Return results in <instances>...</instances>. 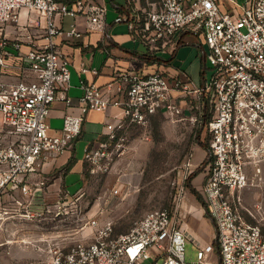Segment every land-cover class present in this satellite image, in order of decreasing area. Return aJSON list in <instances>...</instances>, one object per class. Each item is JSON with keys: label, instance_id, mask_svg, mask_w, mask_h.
Listing matches in <instances>:
<instances>
[{"label": "built area", "instance_id": "obj_1", "mask_svg": "<svg viewBox=\"0 0 264 264\" xmlns=\"http://www.w3.org/2000/svg\"><path fill=\"white\" fill-rule=\"evenodd\" d=\"M148 5L131 11L124 21L151 56L167 49L172 53L181 34L199 39L206 47L210 78L193 92L212 99L205 126L209 158L199 192L217 236L213 244L197 246L196 261L186 262V234L174 213L153 210L119 235L111 222L99 227L93 221V242L50 251L47 264H264V233L241 211L249 174L264 171V0H158ZM23 11L27 27L41 29L43 44L29 41L23 57L27 65L18 67L22 80L7 82L5 61L21 50L22 41L0 36V191L8 184L17 188L27 175L40 171L42 160L71 150L90 111L103 112L107 106L122 109L120 118L105 122L98 149L84 154L91 174L96 167L108 170L107 163L103 167L98 163L111 159L112 149L120 148L128 128L143 127L156 114L171 122L181 115L182 107L174 98L191 91L187 79H170L159 71L125 72L115 80L112 97L107 90L81 81V116L65 115L62 128L50 133V108L59 100L69 103L70 87L68 60L55 52V39L62 34L80 36L74 23L64 33L56 20L82 17L88 30H101L106 8L93 0H0V30L19 26ZM80 71L97 74L94 69ZM21 190L27 193L25 187ZM214 246L219 263L211 260Z\"/></svg>", "mask_w": 264, "mask_h": 264}, {"label": "crops", "instance_id": "obj_2", "mask_svg": "<svg viewBox=\"0 0 264 264\" xmlns=\"http://www.w3.org/2000/svg\"><path fill=\"white\" fill-rule=\"evenodd\" d=\"M59 1L70 2L72 0ZM93 2L106 8L101 30H88L86 20L82 17L73 19L64 16L56 20L64 33L70 31L71 25L74 23L80 36L67 37L62 34L55 39V52L62 54L68 60L70 87L66 93L69 103H66L65 100H59L50 108L48 116L50 133H57L62 128L65 115L81 116V104L79 102L82 97L81 81L93 83L103 89L105 93L107 90L106 94L110 97L116 94L115 80L121 73L125 72L145 75L159 71L170 79H187L195 87L203 86L204 71L207 65L205 62V67L203 66L206 47L202 41L191 35L181 34L180 43L175 50L172 53H170V49L156 53L153 57L157 60L150 65H145L140 59L143 54L147 53V49L130 33L124 19L131 14V11L150 8L148 4L157 3L158 0H134V2L131 0H93ZM20 17L19 26L9 25L0 30V36H5L12 41H22L21 50L19 52L11 51L13 56L8 57L5 61L7 68L4 70V80L7 82L22 80L18 67L27 65L23 57L30 48V43L32 42L36 46L43 44L41 29L36 28L35 25L27 27L26 12H21ZM41 23L43 24V21ZM82 68L94 69L97 74L81 73ZM193 93L191 90L179 94L174 98V101L179 103L181 107L185 106L186 99ZM121 116L122 109L120 107L107 106L103 112L90 111L82 123L80 135L73 141L71 150L60 157L42 160L40 171L27 175L17 188L8 184L0 191V249L13 244L10 243V239L40 237L38 233H34L35 236H33L31 232L23 230L26 228L23 225L28 224L25 218L40 215L39 212L47 207V201H52L55 208L73 203L82 190L87 174L84 154L98 149L105 122ZM202 153V157L205 158L206 151L203 150ZM190 165L194 166L193 168L199 166L197 163L193 165L190 163ZM204 175V171H202L192 178L190 185L196 191L200 190ZM22 187L26 188V194H23ZM192 197L194 200L190 198L185 208L189 209V213H197L199 203L193 195ZM20 207H23L25 212H21ZM201 210V218L207 221L203 208ZM198 223L197 220L192 219L190 225ZM203 224H205L204 233L207 234L209 229L206 227V223ZM182 229L186 236L191 233L190 228L189 231H185L183 227ZM14 246L9 247L14 248ZM50 247L46 246L44 249L32 253L33 260L37 261L34 262L39 264L46 262L47 264L51 251ZM56 249L64 248L56 246ZM10 253L11 259L15 260L10 263L9 259L3 258L1 253V263L19 264L16 260L20 258L21 253L16 250Z\"/></svg>", "mask_w": 264, "mask_h": 264}, {"label": "rangeland", "instance_id": "obj_3", "mask_svg": "<svg viewBox=\"0 0 264 264\" xmlns=\"http://www.w3.org/2000/svg\"><path fill=\"white\" fill-rule=\"evenodd\" d=\"M210 74V67L206 65L205 81L209 80ZM190 86L191 90L199 88L191 83ZM203 105V98L193 93L182 106L181 115L173 122L155 115L143 127L128 128L120 148L112 149L111 159L98 163L100 167L107 163L108 170L101 172L93 167L96 172L91 174L92 167L85 163V181L73 203L55 208L49 200L40 215L25 218L28 224L23 225L26 227L23 230L33 236L38 233L40 237L10 239L13 244L9 246H15L2 247L3 258L11 263L15 259H11L10 252L16 250L21 253L16 260L19 264L35 263L37 261L33 260L32 253L46 246H51V251L56 246L67 250L76 242H93L96 231L93 221L99 227L111 222L114 234L119 235L126 233L146 213L168 209L174 213L181 228L185 231L190 228L191 233L185 241V261H196L197 246L213 244L215 237L214 226L208 219L201 218V203L197 201V213H189V209L185 208L190 198L194 200L187 180L206 161L198 145V138L202 142L208 140L206 128L202 125ZM190 163L199 166L193 168ZM248 182V188L242 193L241 211L248 221L258 224L264 232V171L249 174ZM24 210L20 207L21 212ZM192 219L199 223L190 225ZM203 223L209 229L207 234L204 233ZM212 257L214 263H219L216 250Z\"/></svg>", "mask_w": 264, "mask_h": 264}, {"label": "trees", "instance_id": "obj_4", "mask_svg": "<svg viewBox=\"0 0 264 264\" xmlns=\"http://www.w3.org/2000/svg\"><path fill=\"white\" fill-rule=\"evenodd\" d=\"M145 65H150L152 64L154 61L157 60V58H154L153 56H151L149 53H146V54H143L140 58ZM205 71H206V68H205ZM204 71V72H205ZM203 115H202V125L203 127L206 126L207 122L209 121L210 117H211V114H212V99L210 96H203ZM208 110H210L208 112ZM200 132V131H199ZM198 136H200V133H198ZM198 145L206 151V161L204 162V164L206 163L207 164V160L209 158V152H208V145H207V141L206 142H202L200 141V138H198ZM206 167V165H205ZM205 167L204 168H197L188 178L187 180V187L188 189L190 190V194L193 195L196 200L199 202V203H203L204 200H203V196L201 195V193L198 191H196L195 189H193V187L190 185V182L192 180V178L194 176H196L197 174H199L200 172L204 171L205 170ZM206 217V215H205ZM207 218V217H206ZM214 250L218 251L217 249V246H214Z\"/></svg>", "mask_w": 264, "mask_h": 264}, {"label": "water", "instance_id": "obj_5", "mask_svg": "<svg viewBox=\"0 0 264 264\" xmlns=\"http://www.w3.org/2000/svg\"><path fill=\"white\" fill-rule=\"evenodd\" d=\"M203 66L205 67V61H203ZM204 67H203V68H204ZM205 165H206V163H205ZM205 165H203L201 168H204ZM203 210H204V212H205V208H204V207H203ZM216 236H217V232L215 231V238H216Z\"/></svg>", "mask_w": 264, "mask_h": 264}]
</instances>
